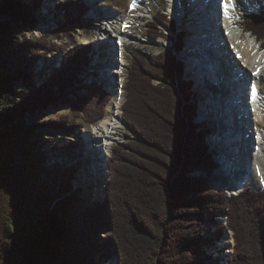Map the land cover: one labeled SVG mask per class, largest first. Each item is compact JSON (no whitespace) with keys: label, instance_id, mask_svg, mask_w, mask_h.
Masks as SVG:
<instances>
[{"label":"trees","instance_id":"1","mask_svg":"<svg viewBox=\"0 0 264 264\" xmlns=\"http://www.w3.org/2000/svg\"><path fill=\"white\" fill-rule=\"evenodd\" d=\"M40 6L41 0H0L3 264H64L62 247L70 235L66 206L82 209L80 202L73 203L67 196L79 168L57 165L51 178L42 180V156L35 154L41 145L33 139L45 130L77 139L76 129L85 124L76 120L83 116L87 125L98 124L105 119L113 100V95L100 85L75 87L78 75L90 62L91 47L86 46L68 51L61 69L51 73L41 87L31 86L28 92L16 89L15 83L27 78L38 65L41 51L42 55L55 51L43 40H28L22 35L24 27L34 28L38 20L35 11ZM64 7L70 23L87 10L86 3L80 0H65ZM155 17L157 21L149 23V37L171 41L174 48L164 49L154 57L134 54L122 106L124 121L142 140L113 149L107 163L110 180L106 197L81 211V217L101 223L98 230L106 236L98 254H104L107 248L106 262L115 259L117 264H218L207 256L206 247L212 239L205 234L212 227L210 218L226 216L227 224L219 226L214 241L222 237L225 227L234 233L236 245L229 264H264V190L247 189L227 198L225 193L210 188L208 180L218 165L208 155L205 134L198 131L193 83L184 80L185 66L174 52L184 50L186 34L164 12ZM161 25L166 31L161 30ZM243 26L264 47V15L248 17ZM63 32L58 29L51 36L56 40ZM156 78L162 81L157 86L153 84ZM83 91L88 94L83 95ZM58 104L71 106L73 120L66 116L60 121L14 122ZM74 143L77 144L66 149L79 145V140ZM13 148L22 150L19 163L26 168L12 169L17 162L4 164L13 161ZM50 201L54 204L51 208ZM91 261L96 264V259Z\"/></svg>","mask_w":264,"mask_h":264},{"label":"rangeland","instance_id":"2","mask_svg":"<svg viewBox=\"0 0 264 264\" xmlns=\"http://www.w3.org/2000/svg\"><path fill=\"white\" fill-rule=\"evenodd\" d=\"M23 1L28 3V2H34L37 0H23ZM80 1H84L86 3L87 12H85L76 21L70 23L66 17L65 10H64L65 9V7H64L65 0H41V6L38 8L37 11H35V13L38 14V18H37L38 20L35 22L34 28H32V29L27 28L28 29L27 30L24 27L22 29V35L25 36V38H27L28 40H30V39L31 40H41V41L43 40L45 43H47L48 48L51 49V46H52V49L54 48L55 51L50 50V52H48L45 55L44 54L42 55V53H44V51H41L40 57H42V58L39 60L38 65H36L31 70L32 72L28 73L27 78L22 79V80L15 83L16 89L18 91L28 92L29 89L31 88V86L32 87L34 86L37 88L41 87L42 85L45 84V82L52 75L51 73H53V74L57 73L61 69L62 60H63V58H65V55L68 51L72 50L76 46L91 47L92 51H91V56H90V62H89V64H86V67L78 75V82H77L78 84H76L75 87L76 88L80 87V86H86L87 87V86H91L93 84L101 85V83L102 84L107 83L106 88H105L106 91L111 92V93H113V95L114 94L115 95L113 96V100L110 103L109 108L107 110L106 117H105V119H106L112 115L114 116V114H109V112L114 111L113 106H114V104H116L115 102H117V100H116L117 96H116L115 91H117L118 90L117 88H119V87L116 86V88H113V86H112V84L114 83L113 79L118 81L119 78L125 77V82H124V80L120 81L121 83L123 82V84H121L120 85L121 87L119 88L120 89L119 91H121V95L123 96L124 101H125L126 78L128 77V71L130 69V64L132 63V61H135L134 54L143 53V54H146L150 57H154V56H157L158 54H160L162 52V50H164V49H173L174 43L171 41H165L163 39H159L157 41L150 39L147 31H148V27H149V22H151L152 19H146V22L141 21V19H139L140 20L139 22L137 20V24H139V25H136L135 27L138 26V28L134 29L136 31V33L134 34L135 40L131 46L128 45V51H126V49L122 50L121 46L118 45V49L120 48L119 49L120 54L123 53V54H125L124 56L127 57L125 65L121 66L122 73L119 76H112V74H113L112 72L120 69V68L116 69L111 64L113 62H109V59L113 58L112 56L117 55V52L115 50L116 49L115 44L112 43L113 42L112 40H108L107 43H101L100 45L98 43H95V41L97 42V38L102 39L104 37L105 33H106V36L108 34H110L109 36L112 35V37H113V33L109 32L112 30H111V27L108 23V20H106V19H108V18H106L107 15H105L103 13V11L101 10L102 9L101 4H103L105 2V0H80ZM182 1H183L182 4L178 5V10H179L178 15L177 14L175 15L172 13V11L169 7V0H145L143 5L140 6V10L137 11L136 15L138 17H140L141 15L146 14L148 9L152 13V15H156L160 11L163 10L168 16L171 17V19H174L176 21L177 27H178L180 32L182 30L183 31H189V32H186V46H185L186 49H184V50H187L188 44L194 38L193 33H191L193 31H191V28H190L191 24H193V23L189 24L187 20L183 19V15H184V10L189 11L191 9V7H193V5L191 4V2L189 0H182ZM107 2L111 5L110 7H108V9H110V10H112L113 6L116 5L118 7H122L126 11L130 5L129 0H124L122 3H117L116 0H107ZM190 4L192 6H190ZM236 6H238L239 8L241 7V9H243L244 11H247L241 5H236ZM193 11H194V9H193ZM238 12L239 11H237L236 14L234 15L235 22L240 21V20L241 21L244 20L243 15L245 12H240V13H238ZM95 17H99L98 20L94 19ZM102 21L104 24L103 27H104V29L108 30V33L105 30L101 32L98 29L99 25L101 24ZM217 22L215 21L214 23H217ZM241 23L242 22L238 23L239 24L238 26H240ZM160 28L162 31H166V28L163 25H161ZM58 29L64 30V32L61 33L55 40V37H53L51 35H52V33H54ZM233 31H235V32L239 31L240 32V30L237 28L236 29L234 28ZM227 32L228 33L231 32V34L233 33L232 30L230 31V27H228V30H226V35H228ZM99 33H101L102 35ZM242 33H245V32H242ZM167 35H169L170 37H173V35L169 32H167ZM114 40L116 41V43H118V44L120 43L115 38H114ZM155 42L160 43L161 46H155L153 44ZM209 42H211V41L206 39L205 42H203L204 46H207ZM206 43H207V45H206ZM166 45H167V47H166ZM227 46H228V44H225V42H222V46H219L218 50L216 52L209 50V49H207V51H209V53H212V54H215L218 52H220V54H221L222 53L221 50H223ZM100 49L102 52L106 51V53H108V56L105 57L106 64L104 65V69H101L100 72H98L99 74L95 75L97 70H96V68H94L93 64H94V60L99 57V50ZM225 49H226L225 51H228L227 48H225ZM262 50L264 51V49H262ZM174 52H175L176 56L178 57V60L184 64L185 68L187 66L186 74L194 82L196 79L194 77V73H195L196 68L190 67L189 62H186L185 59H186L187 55L184 54L182 56V58H183V60H182V58H181L182 51H181V53H179L177 51H174ZM184 52H186V51H184ZM227 55H230V54L227 52V53L221 54V56H223V57H221V58H220V56L218 57V59H220V63H221L220 67H222V68L223 67L226 68V65L228 64V62L225 61V60H227L225 57ZM106 65H109V66H106ZM46 69H48V70H46ZM119 71H121V70H119ZM87 72H90V76H88V77L86 76ZM220 72L223 73L221 68L219 69L218 73H220ZM110 73H112V74H110ZM206 73L208 74V72H206ZM225 73H227V71H225ZM107 75H109V76H107ZM218 79H219V77L216 80H218ZM210 82L214 83V81H212V80H210ZM160 83H162V81L159 78H156L153 81V84L155 86L159 85ZM263 85H264V82H262V86ZM194 91L196 92L195 98H198L197 100H199V98H200V106H199L200 114L199 115L201 117H204L203 114H204V111H207V103H208L209 97L206 98L202 95L203 89L199 88L198 84L196 85V88L194 89ZM194 91H193V93H194ZM218 93H221V92H218ZM82 94L86 95L88 93L86 91H83ZM221 94H222V96H220L221 98L218 99L219 96L217 97V96L213 95V97L211 98L212 100L209 101V104L211 103L212 108H210V109H212V111H217V110L220 111L222 109L228 110V108L229 109L231 108V107H228V105L231 102L230 100L228 101V105H226L225 107H218V108L216 107V105L219 104L216 102V100H222L224 97L228 96V95H224L223 93H221ZM70 99L72 100L73 98L70 97ZM261 100H263L262 102H263V106H264V86L262 87V91H261ZM124 101H123V103H124ZM203 102H204V104H203ZM198 103L199 102H197L196 105H198ZM263 110H264V108H263ZM72 114L73 113L71 110V106L69 104H58L56 106H49L46 110H44L42 112L39 111L36 114H26L23 119L19 118L18 120H15L14 122L21 123L24 121V122H27L28 124H31V123H40V122H44V121H56V120L60 121L66 116H71L70 117V121H71V120H73ZM201 117H198V119L196 120L197 124L202 122L206 125V123L203 122ZM122 119H123V117H122ZM102 121H100L96 125H87L84 122L83 116L80 119H77L76 123L85 124L84 127H79L78 129H76L75 136L77 139H72L71 137H68L66 133L56 132L53 130H45V131L41 132L38 137H35L33 139V141L34 140L39 141L40 145H41V146H38L36 148L35 154H41V156H42V159L40 162L41 165L44 164V167H43L44 171L41 173V179L42 180H48L47 178H51V174L53 173V169H55L57 165H63V164L68 165V166L74 165V166L79 168L76 175H75V180L72 184L71 193L67 196H69L68 198L71 199L73 203L80 202L82 209L81 208L80 209H77V208L73 209L70 206H66V215H67V221L69 222L70 235H69L68 241H66V245H63V247H62L63 249H62V259L61 260H62V263H64V264H92L91 260L96 259L99 255L98 253L103 248L102 245H103L104 237L106 235L104 234V232H102L100 234V230H98V228L101 227V223H99V222H97V223L96 222H87L81 217V211L85 210V208L91 207L93 203L101 202L104 200L105 189L108 186L107 184L109 183V180H110V175L108 174V171L106 170L107 169V163H108V162L106 163V158L108 157L106 154H103L104 155L103 157L101 156L102 158H104L105 156L106 157L104 158L105 162L103 161V166H102V169L100 171L101 174L98 173V175H101V176H105L106 174H108V178L105 177V178H107L106 183L107 182L108 183L104 184V188H103L102 192L98 193L96 190L98 187H95L94 184L90 185V183H89L92 178H90V180L88 179L90 177L89 176L90 167H89V161L88 160L91 159V152H88L89 150L87 151V149H88L87 147H89V149L92 150V152L95 154V152L97 150H95V146H93V144H95L96 142H99V141H98V139L96 140L93 137H92V139L89 140L85 136L88 132L94 131V129L98 125H100V123ZM206 127H207V125H206ZM200 128H201L200 130H203L202 127H200ZM199 132H201V131H199ZM127 135L124 138L126 140L118 141L116 144L113 145L114 146L113 149L119 144H127V143H130L132 141H139L138 136L129 128L127 130ZM205 137H206L205 142L208 145V155L214 161V158L212 156H215V154L213 152H215V151L222 152L223 150H222L220 144L216 145V143H215V145H216L215 149L212 148L213 146L210 147V144H209L210 140L207 138L206 134H205ZM78 140H79V145H77L76 147L66 149V146H68L70 144H77L74 142H76ZM85 144L87 145L86 148H85ZM57 148H64V149H57ZM113 149L109 150V154L112 151L110 154L111 155L110 158L112 157ZM21 153H23L21 149L13 148L11 155H12V157L15 158V160L13 158V161H11V160L4 161V164H8L11 162H13V163L17 162L16 164L12 165L13 166L12 169L18 170V169H20L19 168L20 166L22 168H26L27 166H25V165L23 166V164L20 165V163H19V160L23 158V157L21 158ZM17 154L19 157H16ZM217 165H218V167L220 166L221 169L224 167V166H222V163H219ZM218 173H216L215 175H218ZM210 178L208 180V183L210 181ZM222 179H224V178H222ZM209 186L211 189H213V191H215L219 194L225 193L227 198H228V196L232 197L228 194V192H225V191L222 192L225 187H222L221 185L215 186V185L209 183ZM255 189L257 191H262L264 189V186L261 188L255 187ZM50 202L51 203L48 206L51 208L54 204L52 203V201H50ZM210 220H212V222H210ZM209 222L212 225V227L210 228V231H207V233L205 235L208 238L212 239V243L206 247L207 256L212 257L213 260H217L218 264H229L230 258L232 257V255L235 251V245H236L235 239L233 236L234 233L231 232L228 229V227H225V229H223L224 232H223L222 237L219 240H217L216 242L214 241V239L216 237L215 232H217L219 226L224 227L227 224V217L224 216L223 218H218V217L213 218V219L210 218ZM90 228H93V229H90ZM205 228H206V225H203V229H205ZM222 242H225L226 244L224 246H222L221 245ZM106 254H107V248H105L104 254L101 253L99 255L101 257H100V259H98L96 264H108L110 260L108 262H106L104 260V256H106ZM214 263H215V261H214ZM0 264H3L1 260H0ZM113 264H115V263L113 262Z\"/></svg>","mask_w":264,"mask_h":264},{"label":"bare ground","instance_id":"3","mask_svg":"<svg viewBox=\"0 0 264 264\" xmlns=\"http://www.w3.org/2000/svg\"><path fill=\"white\" fill-rule=\"evenodd\" d=\"M123 1L124 0H116L117 3H122ZM129 1L130 5L126 11L122 7H118L116 5L113 6L112 10L108 9V7H110L111 5L107 2V0H105V2L101 4V10L105 15H107V17H105L108 18L106 20H108V23L112 30L109 32L113 33V37L112 35L109 36L110 34L106 36L105 33L104 37H101L102 39L97 38V42L95 41V43H98L100 45L101 43H107L108 40H112V43H114L115 47H117V50H115L118 55H115L116 57L112 56L113 58L109 59V62L113 61V63H111L112 66L116 69L120 68L119 70L121 71L115 70L114 72H112L113 74L110 73L112 74V76L121 75V66L125 65L127 58L124 56L125 54H120V48L118 49V45L121 46L122 50L126 49V51H128V45L131 46L135 40L134 34L136 33V31L134 29H137L138 26H135L139 25L137 24V20L139 22V19H141V21L146 22V19H153V15L149 9L146 14L141 15L140 17L136 15L137 11L140 10V6L143 5L145 0ZM189 1L193 5L194 9V14L192 16V21L194 23L191 24L190 28L191 31L195 32L196 35L188 44L187 50L185 52V55H187L185 60L186 62H189L190 67L196 68L194 73V77L196 78L194 81V89L198 84L199 88L203 89L202 95L206 98L209 97L207 103V111H204L203 114L204 117H201L199 115L200 98L199 100H197L198 98H195V91L193 93L194 97L192 101H195V103L199 102L197 105L198 117L202 118L203 122L206 123L207 128L210 130L209 139L211 145L214 147L215 143L216 145L224 144L225 146L222 145L223 148H228V151H230V149L233 151L232 153H228L226 150H223L222 152L215 151L217 156L211 155L216 163V157H218L219 162L222 163L224 167L219 170L218 175H215V177L211 176L209 183L215 186L221 185L222 187H225L223 190L228 191V193H237L240 190H244L250 185L254 188H261L264 186V106L262 102L263 100H261V91L262 87L264 86H262V82H264V51L261 49L260 43L253 35H250L249 33H242V31H233V29H236V26L239 25L234 20V15L236 13L234 4L237 2V0H227L229 4L227 3V10L225 12H223L222 8L218 6H215L214 8H212V10L210 8H206L205 3L208 2L207 0ZM245 1H248L250 5L252 3L253 6H257L254 4L255 0H253L252 2H250L251 0ZM181 2L182 0H169V7L173 14L178 15V5ZM222 2L223 0L218 3L221 4ZM212 11L216 12L211 14ZM226 12L228 15H225ZM220 16L223 20L220 18ZM217 17L220 18L219 23L216 21ZM98 18L99 17H95L94 19L98 20ZM215 21L217 23H214ZM219 24H221L220 27L218 26ZM103 26L104 24L102 21L98 29L101 32L105 30L108 33V30L104 29ZM228 27H230V31L232 30L233 32L232 34L231 32H227L229 36L226 35V30H228ZM210 34L211 37L210 39L208 38V40L214 42L213 49H218L219 46H222V42H225V44L229 45V47H225L228 49V51H225V48L221 50V54L227 52L230 54L225 56L227 59L225 61L228 62L226 68L220 67L221 63L218 57H223L221 56L220 52L215 53L217 50H213L215 51L214 53L216 59H212L213 54L207 51V49L211 50V48L209 47V45L204 46L203 42H205ZM114 38L120 43H116ZM153 44L155 46H161V44L158 42H155ZM105 56H108V53H106V51L102 52L100 49L99 57L94 60L93 64L94 68H96L97 70L95 75L99 74L98 72H100L101 69H104V65L106 64ZM219 67L221 68L223 73H218L220 69ZM257 69L260 70L258 74H256ZM225 71H227V73H225ZM206 72H208V74ZM231 72L234 74L233 80L239 83L236 84V87L239 88L241 95L245 94V92L243 93V91L246 87H248L247 85L249 84L255 86L256 92H253L251 94L252 98L248 101V103L246 102L245 98H243L242 96H240L239 98L237 97V95H234L233 98L230 99L231 102L229 105L228 96H226L227 98L224 97V100H216V102L219 103L218 105H216L217 108L224 107L225 103L226 105H228V107L231 106V108H228V110L222 109L220 111H212V109H210L212 107L211 103L209 104V101L212 100L211 98L213 97V95L215 94L217 97L219 96L218 99L221 98V93H223L224 95H228V93H225L221 88L223 85H225V81L227 85L228 83L232 84L228 82V76L232 75ZM86 76H90V72H87ZM218 77L219 79L216 80ZM113 80V88H116V86L120 88L121 82L119 85L118 81H116L115 79ZM210 80L214 81L215 83H211ZM119 88H117L118 90L115 91L117 96V102H115L116 104H114L113 106L115 112H109V114H114V116L112 115L103 120L100 125H98L94 129V131L91 130L92 132H88L85 136L89 140L93 137L96 140L98 139L99 141L93 144V146H95V150H97L95 154L85 144V148H88L87 151L89 150L88 152H91V159L88 160L90 167V177L88 179H92L89 183L90 185L94 184L95 187H98L97 189L95 188L98 193L102 192L104 184L106 183V179L108 178V174H106L105 176L98 175V173L101 174L100 171L103 166L104 158L106 157L105 156L104 158H102L104 156L103 154H106L108 156L106 158L107 163V160L110 158V154L112 152L111 151L109 154V150L113 149V145L118 141L126 140L124 138L127 135L128 127L122 119V105L124 98L121 95V91H119ZM217 90H220L221 93L218 94ZM228 112H231L229 114L231 115L229 116L230 123H235L239 128L242 129H239L236 132V137H234V139L230 138L229 136H224L225 129L223 127V124L218 125L219 123L216 117L217 114H215L219 113L228 115ZM248 115L250 117L249 120H246L245 118L243 120H240L241 117H245ZM243 137H245L246 139H244ZM106 170L108 171V167ZM227 176L228 180L224 181L222 178L227 179ZM225 244V242H222L221 245L224 246ZM108 264H113V261L109 262Z\"/></svg>","mask_w":264,"mask_h":264},{"label":"water","instance_id":"4","mask_svg":"<svg viewBox=\"0 0 264 264\" xmlns=\"http://www.w3.org/2000/svg\"><path fill=\"white\" fill-rule=\"evenodd\" d=\"M126 123V122H125ZM126 126L129 128V129H131L133 132H135L127 123H126ZM139 137V140L141 141L142 140V138L140 137V136H138ZM211 158V157H210ZM108 185V184H107ZM105 197H106V189H105ZM105 197H104V199H105ZM111 261H113L115 264H117L118 263V261L117 260H115V259H113V260H111Z\"/></svg>","mask_w":264,"mask_h":264},{"label":"snow or ice","instance_id":"5","mask_svg":"<svg viewBox=\"0 0 264 264\" xmlns=\"http://www.w3.org/2000/svg\"><path fill=\"white\" fill-rule=\"evenodd\" d=\"M226 6H227V5H226ZM225 15H228V14H227V12L225 13ZM229 18H230V17H229ZM259 71H260V70H259V69H257V70H256V74H258V73H259ZM253 91H255V87H253Z\"/></svg>","mask_w":264,"mask_h":264},{"label":"flooded vegetation","instance_id":"6","mask_svg":"<svg viewBox=\"0 0 264 264\" xmlns=\"http://www.w3.org/2000/svg\"><path fill=\"white\" fill-rule=\"evenodd\" d=\"M100 257H101V256L98 255V257L96 258V263H97L98 259H100Z\"/></svg>","mask_w":264,"mask_h":264}]
</instances>
